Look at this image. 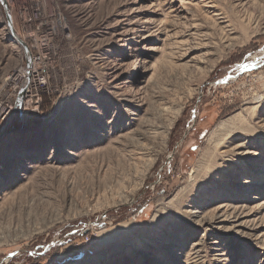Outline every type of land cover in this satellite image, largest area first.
I'll list each match as a JSON object with an SVG mask.
<instances>
[{
  "label": "rangeland",
  "instance_id": "374dc122",
  "mask_svg": "<svg viewBox=\"0 0 264 264\" xmlns=\"http://www.w3.org/2000/svg\"><path fill=\"white\" fill-rule=\"evenodd\" d=\"M52 5L70 36L18 34L0 0L1 96L28 48L49 89L28 108L53 103L0 137V264L43 259L40 245L73 226L83 236L31 264H252L264 252V0ZM237 144L254 153L238 160ZM222 201L251 220L228 206L236 217L217 221Z\"/></svg>",
  "mask_w": 264,
  "mask_h": 264
},
{
  "label": "built area",
  "instance_id": "2783aa9c",
  "mask_svg": "<svg viewBox=\"0 0 264 264\" xmlns=\"http://www.w3.org/2000/svg\"><path fill=\"white\" fill-rule=\"evenodd\" d=\"M3 2L9 9V24L12 25V29L18 30V34L33 35L41 30L47 29L48 33L53 35L52 32L57 33L60 28L63 29L64 33H71L72 31L71 27L66 26L65 21H67V18L62 15V10L58 9L57 5H52V0H3ZM45 44L47 46L46 42ZM26 52L29 54V67L28 69H23L22 72L20 71L19 75H13L12 79L16 82L13 92L14 95L11 97L1 96L0 94V119H4L12 110L14 107V98L20 90L24 89L25 91L26 105L30 104L33 96L38 91L40 93L41 91L49 90L47 76L45 75L46 71L37 65L41 56L32 55L28 48H26ZM44 52L49 51L44 50ZM75 232L77 231L75 230ZM82 233H85L84 230ZM65 240L66 237L60 236L57 239H52L48 243L41 244L39 248L42 250V253H45ZM35 254L39 255V252L30 250L28 255L34 256Z\"/></svg>",
  "mask_w": 264,
  "mask_h": 264
},
{
  "label": "water",
  "instance_id": "95a60500",
  "mask_svg": "<svg viewBox=\"0 0 264 264\" xmlns=\"http://www.w3.org/2000/svg\"><path fill=\"white\" fill-rule=\"evenodd\" d=\"M4 8L6 10L5 3H4ZM17 39H18V41L20 40L18 37H17ZM20 42H22V45L25 46V43L23 41H20ZM25 95L26 94H25L24 89L20 90V92L14 98V102H13L14 107L5 116L4 119H1V121H4V123L0 126V131H2V132H0V137L5 136V134L7 133L8 129H9V127L12 128V129H15V128L17 129V127L20 126V123H21V125H25V123H26L25 121L30 119V118H27V116L29 115L30 112H32V113H40L41 112L42 113V111H41L42 108L40 109V107H35V110H31V109L28 108V106L25 103ZM75 230L77 232H75ZM82 231H83L82 227H80V228L79 227H74L73 229L67 231V233L62 234L61 236L62 237H66V240L64 242L58 244L56 247L62 246L64 244H67L68 242H70L73 239L72 237H75L78 234L82 235L81 234ZM56 247L51 248L49 251H46L44 254L56 250V249H54ZM76 252H80V251L78 250Z\"/></svg>",
  "mask_w": 264,
  "mask_h": 264
},
{
  "label": "bare ground",
  "instance_id": "6f19581e",
  "mask_svg": "<svg viewBox=\"0 0 264 264\" xmlns=\"http://www.w3.org/2000/svg\"><path fill=\"white\" fill-rule=\"evenodd\" d=\"M54 1V0H53ZM54 3V2H53ZM4 10H5V8H4ZM7 12H8V14H7ZM5 13H6V15H7V18H8V25H9V27L11 28V30H13L12 29V25L11 24H9V9H8V7H6V10H5ZM15 18V17H14ZM15 23H16V19H15ZM65 35H68V36H70L71 34L70 33H68V32H66L65 33ZM68 36H66V37H68ZM50 45H48L47 44V46L46 47H49ZM17 75H19V73L17 74ZM128 81L129 80H126V81H124L125 83H128ZM120 90V89H119ZM120 94H121V92H120ZM139 106H142L141 104H138ZM222 124V123H221ZM34 146H36V145H30L29 147L30 148H32V147H34ZM234 150H235V153H236V155H238L237 157V159L238 160H243V159H248V158H250V156L252 155V153H254V150H253V148L252 147H246V145L245 144H237L236 145V147L234 148ZM243 156H245L246 158H243ZM257 172H264V170L263 169H261V168H259L258 170H256ZM245 182L248 184V185H256V183H258V180L257 179H246L245 180ZM261 182V184L262 185H264V180H262V181H260ZM264 203V202H263ZM228 206H230V207H234V208H236V209H238L240 212H242L243 213V210H244V206L242 205V206H239V205H229V204H227L226 202H224V201H222V205H219V208H221L217 213H216V215H215V219L217 220V221H227V220H229V218H231V217H236L232 212H230L229 210H227V209H229V207ZM251 213L252 212H244L243 214L247 217V218H249V216L251 215ZM250 219V218H249ZM251 220V219H250Z\"/></svg>",
  "mask_w": 264,
  "mask_h": 264
},
{
  "label": "trees",
  "instance_id": "16d2710c",
  "mask_svg": "<svg viewBox=\"0 0 264 264\" xmlns=\"http://www.w3.org/2000/svg\"><path fill=\"white\" fill-rule=\"evenodd\" d=\"M52 108H53V103H52L51 99H49V98L46 97L45 103H44V105L42 106V109H41L42 113H46L48 115L50 113V111L52 110ZM147 200L148 199L146 198L145 201H147ZM139 208H137V211H138ZM73 227H76V226H73ZM70 228L68 227V229H70ZM67 231H69V230H67ZM67 231H65V233H67ZM57 251L58 250L56 249L53 252L46 253L47 256L44 257L43 259L32 260V258H28L27 260H29V261L27 262V264L40 262V261H42L44 259L47 260V262L53 263L55 261L54 258L55 257H58L60 255V253H55Z\"/></svg>",
  "mask_w": 264,
  "mask_h": 264
},
{
  "label": "snow or ice",
  "instance_id": "6c2138e0",
  "mask_svg": "<svg viewBox=\"0 0 264 264\" xmlns=\"http://www.w3.org/2000/svg\"><path fill=\"white\" fill-rule=\"evenodd\" d=\"M264 257V252H259L255 255L254 259L252 260V264H259L261 258Z\"/></svg>",
  "mask_w": 264,
  "mask_h": 264
}]
</instances>
